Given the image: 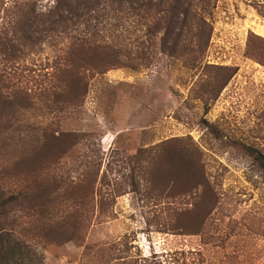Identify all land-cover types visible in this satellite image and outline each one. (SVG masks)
<instances>
[{"label":"rangeland","instance_id":"1","mask_svg":"<svg viewBox=\"0 0 264 264\" xmlns=\"http://www.w3.org/2000/svg\"><path fill=\"white\" fill-rule=\"evenodd\" d=\"M53 1L37 5L44 10ZM211 3L205 48L191 34L175 44L165 19L149 40L148 21L115 43L126 63L87 72L78 97L68 96L70 88L53 76L64 41L54 46L46 39L12 65L0 55L2 97L13 101L0 103V188H22L27 174L33 191L34 185L47 187L51 177L73 188L100 166L85 203L71 191L59 193L55 205L34 198L27 217L15 209V234L36 250L41 264H264V171L247 151L264 154V0ZM6 4L0 5V29L9 21ZM137 51L145 58L136 59ZM74 98L76 104H64ZM45 132L75 133L77 143L63 156L55 151L48 162L41 151ZM192 147L202 153L204 175L198 176L205 180L198 190H131L127 177L139 150L143 160L158 158L162 170L175 165L181 174L174 179L184 185L197 173L172 162ZM117 189L122 195L114 199ZM99 210L111 214L99 218ZM75 212L89 224L81 239L33 238L30 229L74 221ZM177 221L186 227L176 228Z\"/></svg>","mask_w":264,"mask_h":264},{"label":"trees","instance_id":"2","mask_svg":"<svg viewBox=\"0 0 264 264\" xmlns=\"http://www.w3.org/2000/svg\"><path fill=\"white\" fill-rule=\"evenodd\" d=\"M3 4H6L5 10L9 21L3 29H0L1 62L4 65L16 64L25 50L35 51L46 39L54 46L57 42L64 41V51L60 56V63L58 62L59 64L55 66L53 76L64 83L65 87L70 88L67 92L70 97H78L83 92L82 90L86 87L87 72L104 73L114 66L126 63L124 50L121 45L118 47L115 43L124 40L125 34L141 32L142 25L148 21L153 22L152 25L146 24L149 40L156 36L157 28L162 26L161 24L165 20H167V30L175 33V44L185 40L191 34L190 37L193 38L199 36V46L205 48V43L210 35L203 25H207L206 11L211 8V0H54L53 5L44 10L38 7L37 0H0V5ZM166 35L167 33L163 40L166 39ZM136 38L139 39L138 36ZM201 40L206 41L201 43ZM140 57L145 58L144 55L142 56V52L137 51L135 58ZM2 77L3 74L0 73V82ZM225 85L226 82L219 89L221 90ZM1 89L0 84V103L5 105L13 103L9 97H2ZM219 89L218 91H220ZM76 100L75 98L66 100L64 104L74 105L77 103ZM205 124L213 135L219 137L217 129L206 121ZM77 136L75 133L68 132L57 135L45 132V141L41 151L47 159L49 158L48 162H51L54 152L61 151L62 156L66 154L71 146L77 143ZM67 142L69 145H66L62 150L54 148L65 146ZM185 151V153L182 151L172 163L179 162L178 164L184 168L183 172H187L189 175H195L196 172L197 176L190 177L191 179L183 183L184 185H178L174 178L181 171L175 169V165L169 168L167 163L165 164L166 169L162 170L156 165L158 158L151 157L143 160L141 156L145 158V153L139 150L133 158L137 159L138 165L137 167L136 165L132 166L127 177L132 186L131 190L140 192L142 189L151 187V190L162 194L170 186L169 190L177 189L179 191L168 192L171 195L198 190L205 180L198 176L204 175L201 162L202 153L196 147L188 148ZM247 151L264 171V154L248 147ZM99 168L100 166L92 173L93 176L83 177L81 182L73 188L63 185L62 180L51 177V180H48L49 184H46L47 187L40 189L38 185H34L33 191L28 174V177L24 176L23 178L26 184L22 188L16 191L0 188V264L42 263V258L36 250L27 241L18 240V235L15 234L16 226L19 225L16 223L17 219L14 215L17 207L27 217L33 210L34 198L44 197L45 203L55 205L60 198L59 193L69 195L71 191L75 192L76 202L83 204L90 197L93 183L98 179ZM105 178L103 173L100 179L103 181ZM89 179L92 180L90 182L92 185L89 184ZM207 190L209 189H205V191ZM119 192H121L120 189H117L114 199L116 196L122 195ZM108 195H113V192ZM103 201L104 194H99L98 204L100 207L103 205ZM39 205L37 206L39 207ZM42 214L43 212L39 213V215ZM110 214L99 210L98 217L105 218ZM73 216L75 218L71 214L72 218L69 219H74V221L65 219L48 225L43 224V226L37 227L34 232V228L30 229L31 234L34 239L38 238L45 242L58 243L63 240L81 239L89 224H84L85 217L82 216V212H75ZM183 224L184 222L177 221L174 226L176 228L186 227ZM120 264L125 263L122 261Z\"/></svg>","mask_w":264,"mask_h":264}]
</instances>
